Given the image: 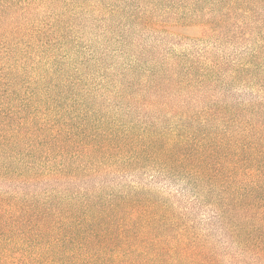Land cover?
Returning <instances> with one entry per match:
<instances>
[{
  "label": "trees",
  "instance_id": "1",
  "mask_svg": "<svg viewBox=\"0 0 264 264\" xmlns=\"http://www.w3.org/2000/svg\"><path fill=\"white\" fill-rule=\"evenodd\" d=\"M0 264H264V0H0Z\"/></svg>",
  "mask_w": 264,
  "mask_h": 264
}]
</instances>
